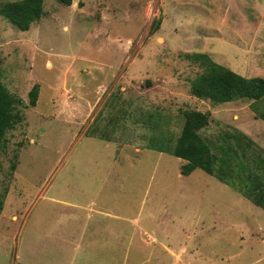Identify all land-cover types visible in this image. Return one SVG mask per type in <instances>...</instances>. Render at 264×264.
<instances>
[{
    "label": "rangeland",
    "instance_id": "1",
    "mask_svg": "<svg viewBox=\"0 0 264 264\" xmlns=\"http://www.w3.org/2000/svg\"><path fill=\"white\" fill-rule=\"evenodd\" d=\"M197 52L264 76V0H44L26 30L0 12V81L23 116L0 153V264H264V209L147 145L197 109L203 135L264 154V98H197Z\"/></svg>",
    "mask_w": 264,
    "mask_h": 264
},
{
    "label": "trees",
    "instance_id": "2",
    "mask_svg": "<svg viewBox=\"0 0 264 264\" xmlns=\"http://www.w3.org/2000/svg\"><path fill=\"white\" fill-rule=\"evenodd\" d=\"M59 1L67 5L73 3V0ZM43 10L44 0L8 1L0 5L1 14L22 30L30 28L34 21L39 20ZM187 57L202 68L191 80V91L197 98L207 99L213 104L250 100L252 107L264 98V76L246 77L201 52ZM38 97V86L35 85L30 91L31 106L37 104ZM21 103L22 100L0 81V153L7 146V133L23 119L18 108ZM257 115L264 119V112H258ZM183 116V126L175 142L166 141L167 135L161 131L158 132L159 143L152 138L147 145L185 160L181 167L183 174L189 175L196 169H202L264 209V154L253 148L252 139L243 133L226 136L224 132L220 134V139L224 138L225 142L217 144L218 139L213 140L202 133L211 122L209 111L191 109L185 111ZM231 137L235 138L234 142ZM12 166L15 168L16 163ZM2 208L3 201L0 198V211Z\"/></svg>",
    "mask_w": 264,
    "mask_h": 264
}]
</instances>
